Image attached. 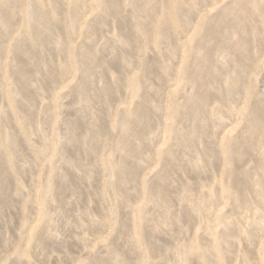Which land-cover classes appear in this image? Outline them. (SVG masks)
Returning <instances> with one entry per match:
<instances>
[{"label":"rangeland","instance_id":"1","mask_svg":"<svg viewBox=\"0 0 264 264\" xmlns=\"http://www.w3.org/2000/svg\"><path fill=\"white\" fill-rule=\"evenodd\" d=\"M0 264H264V0H0Z\"/></svg>","mask_w":264,"mask_h":264},{"label":"bare ground","instance_id":"2","mask_svg":"<svg viewBox=\"0 0 264 264\" xmlns=\"http://www.w3.org/2000/svg\"><path fill=\"white\" fill-rule=\"evenodd\" d=\"M111 4L112 5H116L115 4V2H111ZM245 1H240V2H238L236 5H235V10L236 11H238V12H241V13H244V9H246V8H244L245 7ZM258 5H256L255 6V8L257 7ZM110 7V6H109ZM259 9V8H258ZM247 11V10H246ZM250 13V12H249ZM251 14V13H250ZM249 14V15H250ZM244 16H245V14H244ZM37 18V20H36V22H42L41 24H42V26H41V24H40V26H41V28L42 27H44L45 26V22L44 21H42L39 17H36ZM247 18H249V17H247ZM246 18V19H247ZM227 19V18H226ZM230 20V19H229ZM241 20V19H240ZM239 20V21H240ZM243 20V19H242ZM227 21V20H226ZM225 21V22H226ZM235 21H236V19H235ZM243 21H245V19L243 20ZM247 21V20H246ZM228 22V21H227ZM240 22H242V21H240ZM230 23V22H229ZM238 23V22H237ZM231 24V23H230ZM233 24H235V23H233ZM236 26H237V24H236ZM36 27V26H35ZM38 27H39V24H38ZM38 27L37 28H33L34 29V32H35V30H37V32H39V30H38ZM40 28V29H41ZM45 29V28H44ZM34 34V33H33ZM216 39V38H215ZM223 43V42H222ZM226 45V44H225ZM229 50V49H228ZM134 116V115H133ZM262 117V114L261 113H259L258 114V117L256 118V120L258 119V122L257 121H253V124H254V126H256V125H258L259 124V118H261ZM141 126V123H140V117L139 116H135V117H132V120L130 121V122H128V123H124L123 125H122V129H121V136H122V138H123V140H124V142H126V143H128V141L131 139V136L136 132V130H137V128L138 127H140ZM124 166V165H123Z\"/></svg>","mask_w":264,"mask_h":264}]
</instances>
